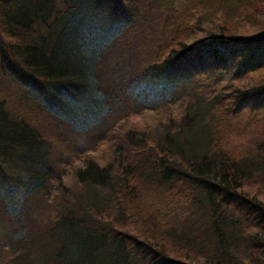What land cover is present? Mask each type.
<instances>
[{
  "label": "trees",
  "instance_id": "16d2710c",
  "mask_svg": "<svg viewBox=\"0 0 264 264\" xmlns=\"http://www.w3.org/2000/svg\"><path fill=\"white\" fill-rule=\"evenodd\" d=\"M0 79V260L264 264V0H0Z\"/></svg>",
  "mask_w": 264,
  "mask_h": 264
},
{
  "label": "rangeland",
  "instance_id": "374dc122",
  "mask_svg": "<svg viewBox=\"0 0 264 264\" xmlns=\"http://www.w3.org/2000/svg\"><path fill=\"white\" fill-rule=\"evenodd\" d=\"M0 85H1V79H0ZM2 85L3 86L1 88L6 91V86L4 84H2ZM11 87H10V85L7 86L10 93H11V90H12V93L14 92L13 94H11L10 106L13 108H17L18 104H17V100L15 99V97L22 96L24 93L20 92V90L17 89L18 88L17 86H14L15 88L14 87L11 88ZM36 100H38V99H36ZM24 106H25V104H24ZM151 116H152L151 112H148V113H145L142 115L132 116L125 123V126H128V128L130 127L133 129H136L137 127H139V129H141V131H143L145 129L146 125H148V124L152 125V122L150 119ZM138 131H140V130H138ZM106 149L107 148H105V147L98 148V151L95 153V155L97 157H100V152L102 154ZM23 169H24V167L22 165L17 164V163L10 164L9 166L6 167V170H5L6 173L13 174L16 177V179L13 182L9 183V185H11L10 190L13 192L11 197H14V198L20 197L21 192L23 191V188L30 187V185H31L30 178H28L26 175H24ZM14 214H15V216L19 215L17 213H14ZM21 214L25 215V213H21ZM35 218H39V217L35 216ZM0 226H2L1 223H0ZM1 230L2 231L0 233H1L2 237H3V235L11 232V229H9L8 227H6V228L3 227ZM24 231L25 230L19 231V229L13 230V232L16 234V236L14 234H10L11 240L13 242H16L17 238L19 237L17 235H20V238H22V239L26 236V239H27V237H28L27 233H24ZM39 245L40 246H38V248H40V250H37L38 252L33 257L38 259L40 264H47L48 263L47 261H49V263H52V264H107L109 258L113 256V252L111 251L112 248H110L111 250L105 249L103 251L98 252V254L96 253L94 255L91 254V255H87V256L83 257L82 254L77 252L79 250L78 246H77V244H73L72 239H70L67 244L58 246V253L57 254L53 253V254L47 255V254H45L46 252H44L43 246L41 244H39ZM8 253H10V252H8ZM0 264H9V260L6 259V257H5V259L0 260ZM18 264H22V262H18Z\"/></svg>",
  "mask_w": 264,
  "mask_h": 264
}]
</instances>
